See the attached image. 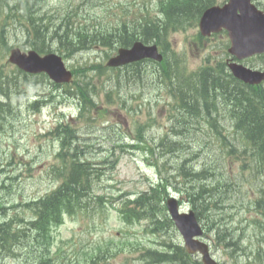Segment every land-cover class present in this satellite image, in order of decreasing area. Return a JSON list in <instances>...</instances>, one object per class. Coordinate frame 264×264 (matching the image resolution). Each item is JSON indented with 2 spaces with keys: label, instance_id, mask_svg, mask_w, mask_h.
<instances>
[{
  "label": "rangeland",
  "instance_id": "374dc122",
  "mask_svg": "<svg viewBox=\"0 0 264 264\" xmlns=\"http://www.w3.org/2000/svg\"><path fill=\"white\" fill-rule=\"evenodd\" d=\"M27 0H23L21 3L24 4ZM127 0H110V2H106L103 9L101 6L91 7L89 4L85 5L84 0H44L39 4L40 11L38 12L39 15L43 13L49 14H58L64 16L66 10H71L77 20L75 21L76 26H84L86 25L89 29H93L96 26H99L102 23V20L105 17V11L108 7V12L113 11L115 15H113V19L118 18L121 14V11L118 8L120 2L124 3ZM131 1V0H129ZM264 2V0H262ZM33 4L32 2H30ZM91 3V2H90ZM187 3V0H169L167 2V6L165 8L166 11H169L173 6L179 4ZM10 6L1 7L0 12V27L4 29L3 25V17L6 16L8 13L12 14L14 11H10ZM34 8H36L34 6ZM148 12L153 14H158L159 12V5L154 3L147 4ZM73 15V16H74ZM135 18L138 15L135 13L133 15ZM97 17V19H95ZM15 18L17 20H15ZM11 18L10 25L16 26L18 22L24 23L23 19L20 16ZM104 23V21H103ZM116 23H119L116 21ZM173 27L171 30L165 34V38L167 42V59L160 65V70L162 74L168 78H172L173 76L177 75L179 71H177V66L174 65L175 59L174 55L179 56V60L185 65L184 71L185 76L183 77L182 82L189 81L192 77L193 72H195L198 68L202 67V64H205V69H214L208 65L209 62H213L221 59L223 63H225L229 59L228 55V46L226 45L227 38L223 34H214L209 37H200L199 36V27L194 15H184L181 18H176L172 20ZM108 25L105 23L104 29L107 28ZM102 28V29H103ZM21 36V41H24L23 46H27V34L19 33ZM44 37V35H43ZM14 41V35L11 33L9 42ZM205 45L204 47H199L197 45L202 44ZM106 51H110L105 47H93L86 51H84L83 56L78 55V60L81 63L89 62V63H100L103 61V58L106 56ZM175 51V53H174ZM216 57H214L213 55ZM211 56V58H210ZM254 63L258 65L264 66V60H254ZM2 60L0 59V64ZM146 68H150V70H154L157 68L156 65L153 63H147ZM11 69L13 68L11 65L9 66ZM8 67H5L7 69ZM144 70V67H143ZM208 71V70H207ZM203 72H197L200 74ZM20 78V76H19ZM24 78V76H23ZM20 81L23 79L20 78ZM39 83L44 84L42 82ZM209 83L203 85L205 89V98H201V101L206 102V110L211 114L210 117H207L203 125L208 129L210 126L218 123L215 127H219L222 129H230V124L234 123V112L232 109L231 100L237 96H245V95H254L257 96V89L247 88V87H240L236 84H233L224 89L220 80L213 79L212 77L209 78ZM30 83V82H28ZM94 83L98 87V93L104 102L102 105V109L108 110L105 114V118L108 120L105 126L108 127V132L116 137H122L123 135H131L134 120L137 122H146L153 125V131L155 134H158L162 131V127L164 129L168 128L167 122L169 116L173 115V112L177 107L185 106V108L189 112H194L195 108L194 105H187L186 102L188 101V97L178 93L177 98L171 97L162 93V95L157 94V92H151L147 88H139L131 90L132 92L136 93L135 95L137 98L136 100L130 99L131 102H138L137 111L135 113H131L130 115H126L125 112H120L117 110L115 105H108L107 104V92L111 89L113 85V81L110 77L101 76L97 77L94 80ZM24 84L21 83L20 89L23 90L26 88L28 93L31 94L29 101L31 102L34 98H36L41 93L47 91L51 92L55 96V101L52 102L45 110V117L46 119L44 122H35L33 124V132L41 135L44 131L52 129L56 126V113L60 111H64L67 113L68 118L73 122L72 125L75 128H82L83 131L86 130H94L96 128L100 129L101 132L95 135H91L93 139L89 140H82L81 143L85 147L86 155L90 157L93 162H99L106 159L109 162L114 161V157L110 154L113 150V144L111 142L105 141V131L103 129V125H100L102 120H99L98 123H91V128L87 127L82 119H79V111L78 108L75 106V101L69 100L66 98L65 90L58 89L54 90L52 86L47 83L42 89H37L33 86L35 84ZM193 91L195 92V86H193ZM129 87L123 88L119 94L124 96L125 92ZM198 92L200 89H197ZM130 92V91H129ZM264 95V88L260 92ZM131 98L130 96H128ZM238 98L234 99L235 100ZM22 99L19 103L15 105L16 109L19 112H23L26 106V102H23ZM172 104V108L169 106ZM246 117V116H245ZM73 118V119H72ZM240 125H245V122L240 121ZM40 126H44L43 129H39ZM247 128V127H246ZM97 129V130H98ZM210 133V132H209ZM98 136V137H96ZM96 137V138H95ZM45 137L40 136L38 137L34 143L26 142V141H19L16 142L13 138H9L5 135L0 136V168L5 166L6 172L0 174V191L2 194L6 196H18L20 197V193L26 197V200H29V197L33 196L36 192L40 195L44 192L53 188L57 183L51 181V175H49V170L54 164H58V160L53 156V151L56 150L58 146V141L54 144L52 143H41L40 139ZM195 142L192 145L183 144L180 148H176L171 153H164L165 157L163 158L162 155H159L160 162L163 163L166 161V171L164 172L165 175L173 176L174 180L177 181V184H174L175 187H179L180 189L185 190L188 185H191V176L187 174L189 170L184 168L180 165L182 160L181 157H185L188 155H199L201 152V141L200 143L197 142L196 138L194 139ZM205 140V139H204ZM129 142V140H128ZM19 144V145H18ZM239 146H245L243 142L238 143ZM91 147V148H90ZM87 148H90L87 151ZM203 155L206 154V149L203 148ZM27 151L36 153L37 159L31 161V158H26L22 156H27ZM120 154V163L118 165L117 170H112L107 168L105 170V175L102 177L101 184L105 186L104 191L108 196L110 195H117L119 192L115 191V188H111L108 185L115 183V180L111 179L115 177L116 173L118 172L119 178L121 179H128L135 178L140 179L142 174L140 171L135 170L134 165L140 166V168L145 173V183H143L141 189H146L149 187V181L156 180L158 178L157 169L155 166L152 165L153 162L156 161V158L153 157V151L151 150H142V151H134L132 156L128 153H123L120 149L117 151ZM161 153H163L161 151ZM40 155V156H39ZM22 157V158H21ZM33 162L28 164L23 162L24 159ZM168 158V160H167ZM12 161L11 164L6 165L8 162ZM194 165H198L201 168H205L208 171V164L210 165V161L206 156H202L201 158H197V160H193ZM30 165L32 169L30 170ZM110 164H106L108 167ZM206 165V167H204ZM101 166H104L102 164ZM180 166L184 168L180 169ZM230 170V165H226V171ZM240 170L239 168H234V175H238ZM22 171L23 175L31 174V177H24L20 173ZM133 174V175H132ZM8 176H13V178L8 179ZM225 176L227 177L226 173ZM223 181L232 183L230 178H223ZM2 183V184H1ZM3 183L6 185L5 188L3 187ZM99 185V184H98ZM101 189V188H99ZM255 183L251 179L248 182L245 181L241 188L238 190L233 188L232 191L229 193L230 196L224 198L220 202L216 201L215 205L216 208L210 211L204 210L203 207L198 206V211H200L201 217L204 223H207L208 227L215 225V222L221 221L222 228L225 231H231L235 233V236L239 234H244V242L245 245L247 243L252 242L255 247L262 245L261 237L263 232L260 227L261 220L263 219L261 215V209L264 208V201L260 196H257V210L254 207H251V201L249 197H255ZM215 196H213L214 198ZM231 198V199H230ZM94 199H92L93 201ZM218 200V199H216ZM207 201L210 203H214V201L207 198ZM14 202L13 199H7L6 203L10 204ZM260 203V204H258ZM203 205V203H202ZM100 213L91 215L90 213H82L75 219V222L72 223L71 221L67 220L65 225H60L53 230V235L55 236L54 247L57 244H61V239H67L71 234L75 233L78 237L88 238V234L83 230V228L90 225L95 218H97ZM68 218V217H67ZM110 221L113 225H117L118 228H113V236L116 238L117 241H125L128 239H136L142 244L147 247L155 248L158 245L154 244V242L159 241L158 235H151L145 234L143 231L145 222L141 224H137L130 228V233L133 234L132 236L125 237L124 234H120L119 229L122 226V222L119 217L111 218ZM165 230L162 231V233ZM101 235H104L101 233ZM167 237L170 235L173 238L178 237L177 232L173 229L168 231L166 234ZM213 235V233H212ZM97 240L101 241L102 243H106L108 239H102L98 237V235L94 236ZM219 235L216 234L215 238H218ZM121 238V240H120ZM166 239V236L164 235ZM207 238L213 242L212 251L215 252L217 257L221 259L222 262L225 264H234L235 259L230 256L225 244V240H222L221 243L223 247L217 244V239H212L210 233H207ZM162 239V238H161ZM264 245H262L263 247ZM262 250V248H261ZM264 254V250L262 251ZM141 255L138 249L132 248V252L129 254L128 258L121 257L117 260V264H142L138 257ZM185 256V254H184ZM186 257V256H185ZM197 257V256H196ZM195 258V257H192ZM197 260V258H195ZM115 262V260H113Z\"/></svg>",
  "mask_w": 264,
  "mask_h": 264
},
{
  "label": "water",
  "instance_id": "95a60500",
  "mask_svg": "<svg viewBox=\"0 0 264 264\" xmlns=\"http://www.w3.org/2000/svg\"><path fill=\"white\" fill-rule=\"evenodd\" d=\"M253 17L254 18L252 20V25H249V30L244 28L243 33L240 37L243 38L240 39L237 44L234 43L232 49L234 52H258L264 50V15L253 13ZM32 59L36 61L35 65L38 70L47 69L48 71H51V69L48 68V64L51 59L55 60L57 64L61 66L60 60L54 56H50L45 59H39L34 55L30 57L22 55L18 58V61L23 66L31 68L32 64L30 61H32ZM257 76H259V74L257 75L256 73L255 77ZM171 213L187 241H189L194 234L200 233V228L196 219L194 218L193 213L184 216L178 215L176 210H172Z\"/></svg>",
  "mask_w": 264,
  "mask_h": 264
},
{
  "label": "trees",
  "instance_id": "16d2710c",
  "mask_svg": "<svg viewBox=\"0 0 264 264\" xmlns=\"http://www.w3.org/2000/svg\"><path fill=\"white\" fill-rule=\"evenodd\" d=\"M123 28H124V31L126 32L127 36L128 37H131V32H130V28H129V25L127 23H124L123 24ZM262 126L264 127V122L262 123Z\"/></svg>",
  "mask_w": 264,
  "mask_h": 264
}]
</instances>
